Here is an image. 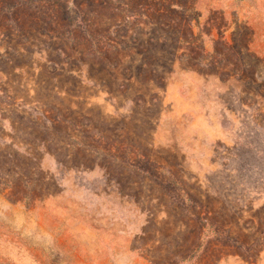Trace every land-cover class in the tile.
<instances>
[{
	"label": "rangeland",
	"instance_id": "1",
	"mask_svg": "<svg viewBox=\"0 0 264 264\" xmlns=\"http://www.w3.org/2000/svg\"><path fill=\"white\" fill-rule=\"evenodd\" d=\"M0 264H264V0H0Z\"/></svg>",
	"mask_w": 264,
	"mask_h": 264
}]
</instances>
